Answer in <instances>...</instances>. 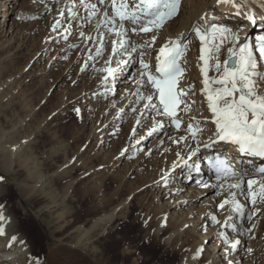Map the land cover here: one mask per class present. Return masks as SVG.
Listing matches in <instances>:
<instances>
[{"label": "rangeland", "instance_id": "rangeland-1", "mask_svg": "<svg viewBox=\"0 0 264 264\" xmlns=\"http://www.w3.org/2000/svg\"><path fill=\"white\" fill-rule=\"evenodd\" d=\"M3 1L10 3L5 13L3 10L8 6L3 5ZM72 1L76 2V0L0 1V71L6 70L3 75L0 73V91L5 87L4 93L8 99L7 101H5L6 98L0 99V144L16 149L23 148L20 159L24 160L25 165L23 169L15 170V167L14 174L5 173L2 180L13 187L18 184L19 179L28 183L26 171H31L35 165L41 164L40 181L37 185L43 181L44 190L41 191L48 192L49 176L62 162L60 159L56 161L50 159V152L62 146L63 141H68L70 163L82 168L80 171L73 169L69 175L74 183L69 194L65 195L61 190L62 184H58L54 186L52 198L43 197L38 201L41 208L48 207L47 209L52 212L51 220L49 216H44L47 221L45 220L43 224L35 219L39 231L45 235L44 229H46L48 234H51L50 232L57 227V222L71 223L68 229L69 238L77 241L80 239L77 228L85 226L88 230L95 219L104 216L109 218L100 227L96 226L95 229L88 231L85 245L81 244L83 253L79 252L80 249L74 251L75 253H68L66 264H183L182 261L187 254L186 242L184 239L175 242L173 238H170L168 242L157 241L153 237L156 221L151 217L153 211H160L158 208L160 203L166 204L178 194L179 199L187 201V204L183 205L184 208L194 206L197 210L202 205H206L207 200L222 199L225 192L217 195L218 190H212L213 188L210 187L205 196L207 188L202 186L203 183L198 184V172L186 177L184 169H181L176 174L177 178L169 177L167 172L160 176V169L166 166V155L173 154L170 148L166 153V143L168 139L170 142L172 138L182 133L186 122L181 125L179 131L173 124L169 125L171 121L168 117H160L156 113L154 116L150 114L143 124L136 123L139 118L135 122V115L139 112L140 104L137 105L133 99L138 96V91L146 94V89L138 88L135 83L137 71L140 68L139 63L136 62L137 54L133 53L131 59L121 56L112 57V67H116V61L120 59H128L129 63L126 66L121 65L123 70L119 72L118 78L114 82L110 80V83L106 85L103 82L106 73L98 69L106 67L105 62L111 55V39L107 36L103 54L96 56L99 32H106L104 25L97 30V24L103 18V11H100L103 4L100 0L94 1L98 11L93 17H89V9L80 7L76 12V16L78 15L76 20V17L73 18L67 11L68 7L74 3ZM186 1L182 0L179 14L168 20L163 28L157 31H163L171 22L178 23L177 20L182 15V3ZM108 3V0H105L104 4ZM61 11L64 12V16H60ZM57 20L61 23L53 31V25ZM212 22L218 24L214 20ZM243 25V23L239 25V36L242 38L245 33ZM254 30L255 27L251 26L248 32L251 37L256 33L253 32ZM81 32L84 33L83 36L80 35ZM142 34L145 35L144 33L133 34L132 39L137 42L138 36ZM153 34L159 35L156 31ZM89 36L92 37L91 40L88 39ZM185 36L190 40V44L181 62L190 60L189 55L192 51L195 55H201V42L198 37L190 29ZM144 37L146 36L140 37V42L145 39ZM111 38L116 37L112 34ZM227 46L230 45H226L220 53L221 62L227 56ZM89 55L95 59L89 60ZM86 61L88 67L81 71ZM2 65H4L3 68ZM213 75L215 73L210 70L209 76ZM3 81L5 83L1 86ZM183 82L181 79L180 87ZM76 109H79L78 113ZM141 110L140 114L144 109ZM158 120L162 122L163 127L153 132L152 129ZM163 128L169 129V133L163 132ZM12 134H15L14 140L7 142L9 135ZM53 134L55 138H52ZM142 141H145L143 145H141ZM149 145H152V153L141 156L142 148L143 151L147 150ZM121 151L126 152L125 156L128 157L126 161L132 166L140 162L129 176H126L125 158L117 165L114 162L115 156ZM180 165H183V161L177 166ZM242 167L247 168L249 165ZM78 172L84 176L79 178ZM149 175L161 177L155 179V182L158 181V186L151 187L153 190L151 192L148 187L140 188ZM151 182L152 180L149 181ZM121 184H125V189L123 188L125 191L121 190L116 194ZM180 184L190 185L191 191L185 185L181 189L178 188ZM194 187L203 189V194L195 193L192 190ZM83 189L88 190L85 192L88 195L86 194L85 209L80 210L78 191ZM241 198L245 196L242 195ZM63 199L67 201L66 204L62 203ZM243 203L248 210L243 219L237 217V222L234 217L229 219L231 217L229 215L222 218L223 209L211 206L207 217L216 216L219 223L211 221L202 244L205 248L212 250L211 254L214 249L224 253L223 247L228 246L227 243L231 242L232 236L238 234V231L233 230L229 225L243 223L246 233L243 234L241 241L243 256L240 264L247 263L250 257L254 256L257 243L264 242L262 228L264 227L262 223L264 203L258 201L253 205L246 198ZM13 204L20 205L25 212L31 211L35 215L39 213L40 207L35 209L33 206H27L24 202L18 201L17 196ZM249 214H251V220L247 218ZM77 215L83 220L77 219ZM209 228L214 232L211 239L212 232L210 233ZM202 229L204 232V228ZM221 232L227 234L228 242H224V245L220 247ZM193 236H197L195 240H200L198 235L193 234ZM181 243L183 247L179 248ZM248 249L252 251L249 252ZM257 255L253 263L264 264L262 261L264 255L259 252Z\"/></svg>", "mask_w": 264, "mask_h": 264}, {"label": "snow or ice", "instance_id": "snow-or-ice-1", "mask_svg": "<svg viewBox=\"0 0 264 264\" xmlns=\"http://www.w3.org/2000/svg\"><path fill=\"white\" fill-rule=\"evenodd\" d=\"M181 2L182 0H110L111 13L105 8L103 18L97 24V30L104 25L106 32H99L96 56L103 54L106 36L111 39L112 51L109 60L105 62L106 67L98 71L106 73L103 77L106 85L110 83V80L114 82L119 72L123 70L121 65L126 66L129 60H117L116 67H112V57L121 56L131 59L133 53H136V62L139 63L140 68L137 71L135 83L138 88L146 89V94L138 91V98L141 101H147L144 109L153 110L157 116L168 117L178 131L185 123V116H187L184 129L186 135L180 136L174 143L187 142L189 138L195 142L196 146L190 148L189 159L195 157L200 151L199 137L205 125L209 122L214 125V133L202 146L205 149H219L223 144L225 150L208 158L215 182L211 184L204 182L202 186L217 189V195L227 191L228 196L219 203L218 207L225 209V206L229 205L231 212L243 219L246 205L238 199V194L244 195L253 205L258 201L264 203V164L256 165L249 160V167L236 168L227 153V146L234 147L239 154L264 160V91H261V85L264 84V32L256 35L254 40L245 38V41L241 42L240 26L237 27V31H233L226 25L213 23L212 20H215V17L209 18L208 13L201 17L202 23L193 25L192 32L201 42L200 71L203 76V87L200 91L206 99L211 115L202 119L188 116L187 114L192 112V106L196 103L189 102L187 99L189 91L194 86L189 85L188 89H184L180 87V81L186 70L182 66L181 58L190 40L181 33L174 40L165 42L156 56L153 71L151 62L144 57L148 54V50L153 49L157 36L151 35L150 39L143 44H137L132 39L133 34L153 33L163 28L168 20L179 14ZM79 3L89 9V17L97 14L98 9L95 4H89L86 0H79ZM100 3L104 4L105 0H100ZM248 3L249 0H217V4H228L233 7L236 16L242 14V10ZM260 7L264 8V4ZM67 11L75 18V3L68 7ZM60 16H64L63 11L60 12ZM243 16L252 25L258 23L253 10L244 12ZM60 23V20L56 21L53 31L59 27ZM259 23L264 26V16L260 17ZM112 34L115 35V39L111 38ZM80 35L83 36L84 33L81 32ZM88 39L91 40L92 37L89 36ZM226 44L230 46H227V56L221 62L220 53ZM88 59L94 60L95 57L89 55ZM87 67L86 61L81 71L86 70ZM210 70L215 75L210 77L208 74ZM76 111L78 113L79 109ZM180 112L185 115L181 116ZM137 123L140 121L138 120ZM162 127V122L158 120L152 131L155 132ZM247 218L251 220V214ZM211 219L219 223L216 216H212ZM4 223L5 217L0 211V235L5 234ZM229 226L233 230L237 228L235 223ZM220 235L225 242H228L227 234L221 232ZM16 240L17 237L13 235L11 242ZM20 243L24 244V241L20 240ZM239 244L238 239L232 241L230 249L235 250ZM248 251L251 252L252 249ZM202 252L203 247L197 249L193 258L199 257Z\"/></svg>", "mask_w": 264, "mask_h": 264}, {"label": "bare ground", "instance_id": "bare-ground-1", "mask_svg": "<svg viewBox=\"0 0 264 264\" xmlns=\"http://www.w3.org/2000/svg\"><path fill=\"white\" fill-rule=\"evenodd\" d=\"M94 1L95 0H86V2L89 4H94ZM108 2H109L108 4L102 5L100 11H103L105 8H107L108 11L109 9H111L109 8L110 0ZM8 3H9L8 1H3V5L5 6L6 5L8 6L10 4ZM74 3H75L76 12H78L80 7L82 6L80 5L79 0H76V2ZM182 4H183V8L181 9L182 15L180 16V18H178L177 20L178 23L171 22L170 24L166 25L163 31H160V32L156 31V34L157 32L159 34L158 36L156 35L157 41L155 45L153 46V49L148 50V54L145 56V59L151 62L153 71L155 69L156 56L159 53L160 47L163 46L165 42L169 40H174L181 33H184L186 35L189 29L192 30L194 24L201 22V17L205 13L209 14V18L215 17L214 21L218 22V24L226 25L230 27L233 31H235L237 27L241 23H243L245 33L243 35L244 36L243 38L240 37L241 42L245 41V36L248 40H254L256 35L264 32V26H262L259 23L260 17L264 16V8L260 7L261 4H264V0H249L248 5L242 10V14L240 16L235 15V9L233 7H231L228 4H217V0H209V1L207 0H187L186 2H183ZM9 7L10 6L5 7V9L3 10V13H5L7 11V8ZM248 10L254 11L257 21H258L256 25H252L246 19H244L243 13L247 12ZM77 16L75 18L76 20L78 18ZM251 26L255 27V30L253 32H256L254 33L252 37H251V34H248V32L251 29ZM151 35H154V34L150 33V34H145V35L142 34L141 36H138L139 40L136 43L143 44L144 41L150 39ZM240 35H242V33H240ZM247 35L249 36L247 37ZM143 36H146V37H144L145 39L141 38L144 40L140 42V37H143ZM192 52H190V55H189L190 60H187L186 63L182 62V66L186 69L184 76L182 77V80L184 81L182 84V87L183 88L185 87V89H188L189 85L194 86L192 90L189 91L188 94L190 96H188L187 99L189 100V102L195 101L196 103L192 106V112L188 113L187 115L195 116L197 119H202L203 117H210L211 114L208 111L206 99L200 91L201 88L203 87V84H202L203 76L200 71V67L202 66V61L200 60V55L199 56L197 54L195 55V53L194 52L192 53ZM1 63H3V61ZM3 66L4 65H2V68ZM5 71L2 70L0 71V73L3 75ZM7 81L8 80L6 79V82ZM4 83L5 81H3L1 86ZM261 91H264V84L261 85ZM4 92H5V87L2 88V90L0 91V99L6 98V95ZM7 100L8 99L6 98L5 101ZM133 100H134L133 102H136L137 105L140 104L139 112L136 113L135 115L136 116L135 122L138 118L140 121L138 125L143 124L144 121L148 119L150 114L154 116L155 112L153 110L144 109V104L147 103V101L141 102L138 96H136ZM142 108L144 109V111L142 114H140V110ZM195 109H197V111ZM134 110L136 109L134 108ZM179 114L181 116L185 115L183 112H180ZM185 122L187 123V116H185ZM171 124L172 123H169V125ZM148 127H150V125ZM184 129H182V133H179L176 137L174 136L175 138H172L170 142L168 139L166 143V153H168L169 150L171 149V151H173V154L166 155L167 156V159L165 160L166 166L164 167V169L163 167L160 169L161 170L160 176H163V174L167 172V175H169V177L171 176L172 178H177L178 175L176 174L179 173L181 169H184L186 177L192 176L193 174L195 175V173L198 172L197 173L199 176L198 184H201L204 182H207L210 184L214 183L215 179L212 175L209 174V171L208 169H206V167L201 165L199 166L198 170L196 169V167H194V165L196 166V163L202 162L203 155H208L212 152H223L225 150V147L223 146V144L220 146L219 149H216V148L205 149L202 146L203 143H206L208 141V138L212 136V134L214 133L215 131L214 125L211 124L210 122L205 125L204 131L202 135L199 137L201 141L200 151L192 159L188 158L190 148H194L196 146L195 142L192 139L189 138L187 142L180 141V143H174V141L177 140L180 136L186 135ZM162 130L166 134L169 133V129L167 128H163ZM9 136L11 138L8 137L9 139L7 138L8 139L7 142L12 139L14 140L15 134H12ZM52 138H55V134L52 135ZM159 141L161 140L159 139ZM0 142H1V138H0ZM144 143L145 141H142L141 145H143ZM5 145L0 144V177H2L7 172L14 174L17 168L23 169L25 167L24 160L20 159L21 152L24 151V149L23 148L21 149L18 147L17 149L15 147H6ZM152 149H153L152 145H149L147 150H144V151L142 148L141 156L142 155L146 156L147 153L150 155L152 153ZM50 153H51L49 155L50 159H55L54 161H56V159H60L62 162L60 165L56 166V168L51 172V175L49 176L48 184L50 185L48 187V190H49L48 192L43 193L41 191V190H44L43 181H41L40 185H37V182L39 183L40 181L39 178L41 174V171H40L41 164L35 165L31 171H28V170H27L28 172L26 171V174L28 175V180H27L28 183L26 181L23 182L22 179L21 180L19 179L18 184L15 187H13L12 185H8L6 182L0 179V206H2L0 207V211H2L5 217L4 226L7 227V229L5 230V234L0 235V264H8L9 262L10 264H66L65 260H67L66 258L68 257V253L77 251L79 249H80L79 252L83 251L82 250L83 248H81V244L85 245L84 243H85V239H87L88 237L87 236L88 231L91 229H95L96 226L100 227L101 224L103 225V222L107 218H109V217L104 216V217L95 219L94 223L90 225L88 230L85 228V226L77 228L79 229L77 230L78 231L77 233L79 234V238H80L77 241H73L72 238H69L70 234L68 233V229L71 227L70 226L71 223L57 222V225H56L57 227H55V230L53 232H50L51 234H48V231L46 229H44L45 235L39 231L38 225L35 219H37L41 224H43L45 223V220H46L44 216H49L48 218L50 219L52 218V212L50 211V209H47L48 207L41 208L38 205V201L42 199L43 197L52 198L54 194V186L58 184H62L61 190L65 195L67 193L69 194L72 184H74L73 181L70 180L69 175L71 174L73 169H75V171L76 170L80 171V169L82 168V167H78L75 165L73 166L72 163H70L69 161L70 147H69L68 141H63L62 146L60 145L59 148L52 150V152ZM125 153H126L125 151H121L120 153H118L114 158V162L117 165L125 158V163H126L125 165H127L126 176H129L132 173V170L136 168L140 162H138V164L136 165L134 164L135 166H132L131 163L126 161L127 160L126 158L128 157L125 156ZM227 153H231V157H234L236 160H240L241 167L244 165L245 166L249 165L248 164L249 160L253 161L256 165L264 164V160H261L255 157H249L246 155L240 156L235 151H233V149L231 148L227 149ZM182 161H183V165L182 166L180 165L178 167L177 166L178 163ZM184 161H186V163H184ZM78 176L80 178L84 175L78 172ZM160 176L158 175L150 176L149 175L148 179H145L143 181V184L140 186V188L146 189L148 187L150 192L153 191L151 187L158 186V181L155 182V179L159 178ZM151 180L152 182L149 183V181ZM184 185L185 187L186 186L188 187L189 191H191L190 185H186V184H180L178 185V188L181 189L183 188L182 186ZM124 186L125 184H121L117 188L116 194H118V192L123 190ZM192 190L195 191V193L203 194V189L201 188L194 187L192 188ZM209 190H210V187L205 190L206 191V193H204L205 196ZM87 191H85L84 189L78 191V194H79L78 208L80 210L85 209L86 194L88 195V193H85V192ZM130 193H127V194L129 195ZM16 196L18 198V201L24 202L27 206H30V207L33 206L35 207V209L40 207L39 213L38 214L36 213L37 215H35L31 211L25 212L22 210L20 205H14L13 200ZM227 196H228V192L225 191V195L222 197V199L221 198L220 200L215 199V201L207 200L206 205H202V207L197 210L194 208V206L189 207V208H184L183 205L187 204V201H184L183 199H179L180 198L179 194L176 195L175 198H172L166 204L160 203V205H158V208H160V211L155 210L153 211L151 215V217L156 220L153 237H155L157 241L164 240L165 242H168L170 238H173L175 242H179V241H182V239H184V241L186 242L185 247L187 250V254L184 257V261H182L183 264H229V262H231V264H238L241 260V257L243 256V252H242L243 243L241 241L243 240V234L246 233V230L243 227V223H236L237 225L236 231H238L237 232L238 234H235L232 236L231 242L237 239L240 240V244L235 250L230 249L231 242H228L227 245L228 244L229 245L228 246L225 245L226 247H223L224 253L217 252V250L214 249L213 254H211L212 250L211 249L209 250L202 245L207 235L206 233L207 228L210 227V224L212 221L211 217H207L209 212L211 211V206H218L219 203L222 202L223 199ZM241 196L242 195L238 194V199L243 203L245 198H241ZM126 198L127 196L125 197V199ZM182 198H183V195H182ZM66 202L64 199L62 200L63 204H66ZM229 208H230L229 205L225 206V209H223L222 211V215H223L222 218L223 217L225 218L226 216L229 215L231 216V219L234 217V220L237 222V219H238L237 217L239 216L236 213L231 212ZM263 209H264V206L262 210ZM190 210L192 211L190 212ZM247 210L248 208L245 207V212ZM61 216L63 215L61 214ZM76 218L83 220V218H81L79 215H77ZM262 223L264 224V219ZM202 228H204V232H202L203 231ZM262 228L264 229V227ZM209 230L211 233L212 229L209 228ZM65 232L66 234H64ZM193 234L198 235L200 240H195L197 236L194 237ZM13 235L17 237V240L15 242H11V237ZM213 235H214V232L211 233L210 239L213 237ZM161 237L163 239H161ZM45 238H47V240H44ZM20 240H23L24 244H21ZM224 242L225 241L222 238L220 240V247L224 245ZM181 245H183V243L179 245V248L183 247ZM201 247H203V252L201 253L199 257L194 259L193 257L197 249ZM209 251H210V254H209ZM254 251H255L254 256L250 257V260L244 264H254L253 262H254V259L258 257L257 255L258 252L264 255V242L257 243V245H255ZM262 261L264 262V257Z\"/></svg>", "mask_w": 264, "mask_h": 264}]
</instances>
